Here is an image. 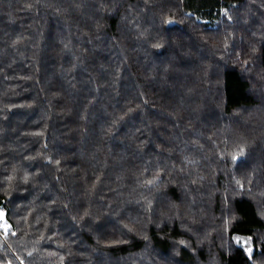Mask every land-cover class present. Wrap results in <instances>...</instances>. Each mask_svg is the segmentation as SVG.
<instances>
[{"label": "trees", "instance_id": "16d2710c", "mask_svg": "<svg viewBox=\"0 0 264 264\" xmlns=\"http://www.w3.org/2000/svg\"><path fill=\"white\" fill-rule=\"evenodd\" d=\"M0 210L2 264H264V0H0Z\"/></svg>", "mask_w": 264, "mask_h": 264}, {"label": "rangeland", "instance_id": "374dc122", "mask_svg": "<svg viewBox=\"0 0 264 264\" xmlns=\"http://www.w3.org/2000/svg\"><path fill=\"white\" fill-rule=\"evenodd\" d=\"M7 227V223L5 220V216H4V212L2 210H0V236H4V229ZM2 264V263H0ZM10 264V263H8Z\"/></svg>", "mask_w": 264, "mask_h": 264}, {"label": "snow or ice", "instance_id": "6c2138e0", "mask_svg": "<svg viewBox=\"0 0 264 264\" xmlns=\"http://www.w3.org/2000/svg\"><path fill=\"white\" fill-rule=\"evenodd\" d=\"M158 46V45H157ZM243 150H241V152H242ZM236 157H234V159H235ZM237 239V242H240L241 241V238L240 237H237L236 238ZM249 241L251 240V237H249V238H247ZM251 251H252V249L251 248H249L248 249V252H249V255H251Z\"/></svg>", "mask_w": 264, "mask_h": 264}]
</instances>
